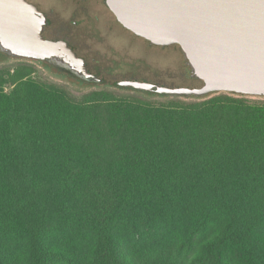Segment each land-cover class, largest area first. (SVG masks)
I'll use <instances>...</instances> for the list:
<instances>
[{
	"label": "trees",
	"instance_id": "16d2710c",
	"mask_svg": "<svg viewBox=\"0 0 264 264\" xmlns=\"http://www.w3.org/2000/svg\"><path fill=\"white\" fill-rule=\"evenodd\" d=\"M235 261L264 264L263 102L75 100L0 70V264Z\"/></svg>",
	"mask_w": 264,
	"mask_h": 264
},
{
	"label": "water",
	"instance_id": "95a60500",
	"mask_svg": "<svg viewBox=\"0 0 264 264\" xmlns=\"http://www.w3.org/2000/svg\"><path fill=\"white\" fill-rule=\"evenodd\" d=\"M117 22L154 46H179L196 88L122 81L119 88L171 98L231 94L264 99L262 0H105ZM45 18L26 0H0V52L47 63L86 83L101 81L62 41L42 36Z\"/></svg>",
	"mask_w": 264,
	"mask_h": 264
},
{
	"label": "rangeland",
	"instance_id": "374dc122",
	"mask_svg": "<svg viewBox=\"0 0 264 264\" xmlns=\"http://www.w3.org/2000/svg\"><path fill=\"white\" fill-rule=\"evenodd\" d=\"M27 1L48 13L56 23V27L59 26L58 29L66 28L72 32L78 55L89 63L93 72L97 71L101 82L83 83L47 63L14 58L1 52L0 70L14 71L30 67L35 79L57 86L75 100H81L84 95L92 92H104L118 99L136 98L153 103L171 100L191 102L218 95L174 99L119 88L115 86L116 83L128 80L169 88H196L201 87L202 83L192 80L189 76L190 69L179 46L158 48L150 45L149 47L142 40L131 37L115 25L112 16L102 6L101 0H88L86 3L79 0ZM77 21L79 23H72ZM244 98L251 102L264 103L263 98ZM234 264L237 262L235 261Z\"/></svg>",
	"mask_w": 264,
	"mask_h": 264
},
{
	"label": "flooded vegetation",
	"instance_id": "af4514ba",
	"mask_svg": "<svg viewBox=\"0 0 264 264\" xmlns=\"http://www.w3.org/2000/svg\"><path fill=\"white\" fill-rule=\"evenodd\" d=\"M27 1V0H26ZM88 0H79V2H82V3H86ZM28 2V1H27ZM30 3V2H28ZM31 5H33L40 13L43 14L44 18H45V25H44V28H43V31H42V36L44 39L46 40H50V41H62L64 43L67 44V46L76 54L77 57H79L80 59H82L85 63V67L88 71V73H90L91 75H94L96 78H98L100 81L101 79L99 78V76L97 75L98 73H96L97 71L93 72V70L90 68V65L89 63L84 59L82 58L81 56L78 55L77 51V44L74 40V35L72 34V32H70L69 29H58V27H56V23L53 22V19L51 16H49L48 13H46L45 11L41 10L38 6L30 3ZM101 4L102 6L105 8V10L112 16L113 20H114V23L115 25L118 26L119 29L127 32L131 37L135 38V39H140L142 40L143 42H145L147 44V46L150 47V43L143 39V38H140L136 35H134L133 33H131L130 31L124 29L116 20V18L114 17V15L112 14V12L107 8L106 4H105V0H101ZM73 24H77L79 23L78 21L77 22H72ZM73 38V39H72ZM74 40V42H73ZM75 43V44H74ZM154 46V45H152ZM154 47H158V48H165L167 46H154ZM41 63H44V62H41ZM68 74V73H67ZM191 77V75H189ZM77 79V78H76ZM192 79V78H191ZM192 80H195V79H192ZM197 81V80H196ZM200 82V81H199ZM148 83V82H147ZM157 85V84H155ZM160 86V85H159Z\"/></svg>",
	"mask_w": 264,
	"mask_h": 264
},
{
	"label": "snow or ice",
	"instance_id": "6c2138e0",
	"mask_svg": "<svg viewBox=\"0 0 264 264\" xmlns=\"http://www.w3.org/2000/svg\"><path fill=\"white\" fill-rule=\"evenodd\" d=\"M262 2H264V0H262Z\"/></svg>",
	"mask_w": 264,
	"mask_h": 264
}]
</instances>
